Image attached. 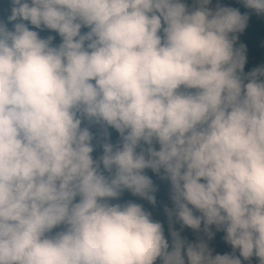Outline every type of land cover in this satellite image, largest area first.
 I'll use <instances>...</instances> for the list:
<instances>
[{"label":"clouds","instance_id":"9594fccd","mask_svg":"<svg viewBox=\"0 0 264 264\" xmlns=\"http://www.w3.org/2000/svg\"><path fill=\"white\" fill-rule=\"evenodd\" d=\"M211 2L10 0L8 21L19 22H0V264H183L175 233L166 254L140 205L107 202L122 189L152 202L146 168L164 169L185 225L224 227L264 264V67L243 75L234 44L248 17ZM243 2L264 13V0ZM81 115L114 128L122 147L105 143L94 161ZM187 255L240 264L207 260L203 245Z\"/></svg>","mask_w":264,"mask_h":264},{"label":"trees","instance_id":"16d2710c","mask_svg":"<svg viewBox=\"0 0 264 264\" xmlns=\"http://www.w3.org/2000/svg\"><path fill=\"white\" fill-rule=\"evenodd\" d=\"M184 3L189 8H195L197 6L195 0H184ZM217 6L237 9L242 15H247L248 17L244 30L235 34L237 39L234 44L236 48H240L241 46L244 48L246 59L243 75H247L256 68L264 67V13H258L254 9L247 7L243 0H212L208 7L215 10ZM10 10V0H0V22L5 23L7 28L12 30L13 24L19 22V20L13 22L8 21V17L11 14ZM24 23L28 25L29 30L37 31L40 38L46 39L49 35L53 36V45H58L61 42V38L54 31L48 29L41 31L30 25L27 21H24ZM86 31H88L87 28L81 29L82 33ZM160 35H163V33H160ZM181 90H183V86H181ZM188 91L195 92V89H189ZM80 118L82 120L81 127L86 128L92 136L90 144L93 147V152L90 155L94 161L99 162V158L103 155V145L105 143L112 144L114 150L117 147H122L121 135L114 128L103 122L89 120L83 115ZM147 147L148 145L141 142L140 147L136 151L139 153L141 148L146 151ZM152 147L156 151L159 150V144L155 140L153 141ZM99 171L106 178H110L114 174L115 169L113 168L112 172H108L100 164ZM142 174L146 175L152 181V190L150 192V195L154 198L152 202L144 197L133 194L128 189H122L115 198H107V202L110 205L118 204L124 206L128 203L140 205L142 210L149 214L152 222L161 225L162 234L167 243V248L165 249L166 254L174 251L173 234L175 233L176 237L182 242L181 259L183 260V264H191L187 255L189 246L197 247L199 245L204 246V255L209 261H214L217 257H227L229 260H239L240 264H261V260L255 255V251L248 258L242 256L240 249L238 247L234 248L228 241L224 227H218L215 224L206 226L203 220H201L198 229H193L185 225L175 214L171 181L168 179L163 168L157 172L146 168L142 170ZM79 199L80 197L77 196L73 203H78ZM189 207L191 208L192 206L189 205ZM193 215L200 216L201 213L193 209ZM66 227V225L61 224L53 228L46 235L55 236L57 233L65 231ZM153 264H165L164 257L158 256Z\"/></svg>","mask_w":264,"mask_h":264}]
</instances>
